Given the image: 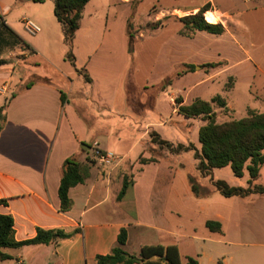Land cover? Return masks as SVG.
Wrapping results in <instances>:
<instances>
[{"label": "crops", "instance_id": "crops-1", "mask_svg": "<svg viewBox=\"0 0 264 264\" xmlns=\"http://www.w3.org/2000/svg\"><path fill=\"white\" fill-rule=\"evenodd\" d=\"M47 1H51L53 5V18L49 15L34 16L31 21L40 26V33L43 32V34H40L41 41L33 42L28 41L23 35H19L13 28L8 19L12 7H5L0 0V61H3V64H0V72L3 67L9 64L7 60L14 53L13 50H17L24 59L34 62L37 59L46 60L50 65L60 68L58 64L54 63L53 65L52 63L54 51H58L62 63H68L72 68L70 71L61 72L63 78L56 82L34 72L30 74L28 81L14 77V74L0 73V112L6 106L5 122L0 131V200L5 201V204H0V215L13 217L15 239L18 242L34 239L38 229L53 232L62 231L73 233V235L69 238L54 236L55 241L50 244L3 248L2 252L9 257L0 264H97V256L111 254L113 249L119 246L118 236L121 229L127 231V242L122 248L130 255H139L144 246L176 245L182 264L187 263L188 257L195 258L199 264H264V238L259 240L256 234L247 232L246 228L241 225L243 220L231 208L239 203L235 199L245 198H228L229 200L221 203L227 211L215 210L214 212L208 211L210 200L206 196L198 198L202 200L200 204L205 210L202 223L205 230H202V235L192 236L193 239L199 240V244L192 246L184 256L181 243H163L157 240L159 239L155 237L157 227L150 210L152 205L139 201L137 187H139L138 177L140 174L153 167H160L162 160L144 165L139 164L140 156L149 157L145 140L140 139L142 151L137 160L131 164L126 161L125 154L121 153L119 149L120 143L124 142L122 138L119 136L114 138L106 130L105 124L101 123L102 121H98L100 123L94 124L91 129L89 116L85 118L79 112L81 105L89 113H95L97 117L105 118L103 113L107 114L109 111L112 113L111 110L115 109L122 82L124 60L119 58L117 53L115 55L111 53L108 58L99 57V52L103 51L102 54H106V49L114 50L115 48L117 50L118 47L122 52L124 44L127 45L128 35L121 32L118 37H114L113 27L108 26L104 32H110L111 44L105 40L102 43H97V46L91 42L86 44L84 48L87 49V57L83 63H80L82 68L76 67L86 73L89 80H85L83 75L77 72V69L66 59L69 48L64 42L61 25L54 15V3L52 0ZM209 1L211 4H208L211 7L205 13L204 18L208 13H211L215 16V20L210 21L206 18L207 22L210 24L220 23L224 28L222 35L215 36H228L239 44L236 32L242 30L239 21L245 12L236 14L234 11L225 9L222 5H218L215 0ZM90 2L85 7L81 27L77 31L75 40L79 33H82ZM200 7L195 6L189 12L182 14L179 9H174L172 17L173 14L179 16L196 14ZM224 15L231 18V22L235 25L236 28L233 32L226 26ZM178 18L182 17H175L179 20ZM236 18L238 20H235ZM6 27L17 34L29 47L6 45L5 39L10 40V36L5 30ZM89 27L92 29L93 21L89 22ZM92 31L89 28L85 33L89 34ZM182 31L180 30L178 35L184 40L187 54L183 57L180 56L175 64L178 67L185 64L192 65L196 69L179 78L195 79L196 82L198 76L202 74L198 72L201 68L200 63L231 61L220 54L218 58L211 57L209 54L206 56L207 53L204 55L202 47L196 42L188 43L186 36L182 35ZM52 33L56 35L53 36ZM59 34L64 49L54 41L58 39ZM74 58L76 64L77 58ZM261 72L264 74L262 69ZM82 82L86 86H83ZM76 84L80 87L77 89L78 91H73ZM196 84L192 86L191 90L197 86ZM75 94H78L77 99H74ZM126 102L128 104V99ZM191 102L185 100L183 104L188 105ZM262 109L264 110V104H262ZM174 114L177 117L172 121L180 122L181 119H184V122L187 123L192 120L179 114L177 108H174ZM91 117L94 118L92 115ZM159 122L150 127L156 129L162 138L171 141L164 137L159 130L168 125V120L160 119ZM103 135H106L109 140L105 145L99 138ZM96 144L99 150L114 153L120 159L106 167L92 164L90 177L83 184H79L69 191V198L72 202L71 209L62 212L58 191L63 165L69 158H77L81 163L87 162V159L91 157L89 151L93 152ZM84 146H89V149H84ZM129 164L131 171L133 172V168H135L137 172L135 180L123 200L118 201L117 197ZM216 170L213 171V175ZM113 176L116 181L121 183L120 190L116 194V203L122 204L124 200L129 199L132 205L131 209L126 211V219L114 217V214L109 217L105 210L108 190L114 181ZM144 191H147L146 187H144ZM254 195L264 197V194ZM256 202L257 204L263 202L264 206V198ZM114 212H116V207H113ZM207 221L220 223L221 232L210 231L206 227ZM154 237L157 241H154Z\"/></svg>", "mask_w": 264, "mask_h": 264}, {"label": "rangeland", "instance_id": "rangeland-1", "mask_svg": "<svg viewBox=\"0 0 264 264\" xmlns=\"http://www.w3.org/2000/svg\"><path fill=\"white\" fill-rule=\"evenodd\" d=\"M215 2L236 14L245 12L239 21L242 30L236 32L239 44L228 36H215L206 32L197 31L191 36H186L188 43L196 42L202 47L204 55L207 53L206 56L209 54L211 57L218 58L220 54L231 60L219 62L222 64L218 68L206 67L205 61L200 63L201 68L198 72L202 74L198 76L196 82L195 79H181L174 75L179 67L181 70L184 69L183 65L178 67L175 64L177 59L187 54L184 40L178 35L180 30L184 31V24L175 17L187 15L173 14L172 17V13L174 9H179L181 14L187 13L195 6H201L199 8L201 9L205 4H211L209 0H138L136 4L134 0H92L86 12L82 33H79L77 40L74 39V48H72L73 55L77 58L74 67L82 68L80 63H83L87 57V49L84 47L88 42L94 46L104 40L111 44L110 32H104L106 27H113L114 37H118L121 32L128 35L127 45L124 44L122 52L119 47L117 50L106 49V54H102L103 51L99 52V57L108 58L111 53L113 55L117 53L118 57L124 60L122 82L115 109L111 110L112 113L110 111L107 114L103 113L105 118L89 113L81 105L79 112L85 118L89 116L91 129L94 124L97 125L102 121L101 123L105 124L106 130L114 138L121 137L124 142L120 143L119 149L125 154L126 161L131 164L137 160L142 151L140 139L145 140L149 157L140 156L139 164H141V158L152 159L155 162L162 160L160 167H153L140 174L137 197L140 202L152 205L150 210L157 227L155 236L159 238L157 240L163 243H181L183 256L192 246L199 244V240L193 239L192 236L202 235V230H205L202 224L205 210L200 204L202 200L192 193L190 179L195 180L202 197L206 196L210 200L208 211H227L221 203L229 199L216 190L210 178L204 177L199 172L195 152L191 150L192 147L201 149L198 133L199 129L205 125V121L201 117L193 118L187 123L184 119H181L182 122L172 121L177 117L174 114V108L177 106L175 100L182 98L183 101L193 102L200 98L211 102L216 95L222 96L227 104L225 108L212 103L217 116L216 121L220 124L242 119L247 116L248 110L264 111L262 109L264 74L261 72V69L264 71V0L247 2L215 0ZM2 3L5 7H12L8 19L19 35H23L28 41H41L40 34L43 32L32 36L27 33L22 22L25 17L32 20L37 15H49L53 18L51 1L46 0V3L39 4L32 0H2ZM223 19L226 21V26L233 32L236 27L231 22V18L224 15ZM90 21H93L92 29L89 27ZM155 24H161L159 29L154 26ZM89 28L93 31L86 34ZM52 35L56 34L52 33ZM54 41L61 46L60 48H65L61 43L60 34ZM13 52L7 60L9 64L3 67L0 73L14 74V77H20L22 81H28L30 74L34 72L56 82L63 78L61 72L72 69L68 63H62L58 51H54L52 63L58 64L60 68L50 65L46 60L37 59L34 62L24 59L17 50ZM188 52H190L189 49ZM195 83L197 86L191 90ZM82 84L86 86L85 83L82 82ZM79 87L77 84L74 85L73 91H78ZM74 96V99L78 98V94ZM91 115L94 116L93 119ZM160 119L168 120V125L159 130L171 141L165 140L156 129L150 127L160 123ZM155 135H158L160 140L170 142L171 147L156 143L159 138H155ZM103 136L99 138L105 145L109 140L106 135ZM88 145L91 146V144ZM94 147L93 152L89 151L91 157L87 159V162L82 163L106 167L120 159L113 153L115 158L110 163H102L98 159L99 152L101 154L105 152L99 150L97 145ZM178 147H189L190 151H179ZM136 173L135 168L133 172L131 171L129 164L124 176L128 177L129 182H134ZM214 175L215 179H224L233 187L246 188L247 181L250 179L246 169L244 176L238 178L230 167L217 169ZM113 179L108 190L105 210L109 217L114 214V217L126 219V211L130 210L132 205L129 199L124 200L122 204L116 203V194L120 190L121 183L115 180V176ZM255 183L264 185V166L261 167ZM144 187L147 189L146 192ZM261 198L264 197L251 195L245 199H235L239 203L231 206L237 216L245 220L241 225L247 232L256 234L259 240L264 238V206L263 202L260 204L256 202ZM113 207H116L114 213ZM157 240L155 238L154 241Z\"/></svg>", "mask_w": 264, "mask_h": 264}, {"label": "trees", "instance_id": "trees-1", "mask_svg": "<svg viewBox=\"0 0 264 264\" xmlns=\"http://www.w3.org/2000/svg\"><path fill=\"white\" fill-rule=\"evenodd\" d=\"M46 0H33L34 3H44ZM54 3V15L61 25L64 42L69 48L66 59L73 66L75 58L72 52L73 41L77 31L81 27V20L86 5L91 0H52ZM138 0H134L136 4ZM210 10V4L203 6L196 14L187 15L178 18L184 24L182 35L191 36L197 31L206 32L212 35H222L223 26L219 24H210L204 18L206 12ZM206 19V20H205ZM161 24H157L159 27ZM10 36V40L5 39L6 45L27 46L17 34L9 28H5ZM131 36V33L129 32ZM3 64V61H0ZM222 63H211L205 65L210 68H218ZM184 69L179 67L174 75L181 77L186 73L195 70V66L183 65ZM85 80H89L83 70H78ZM176 108L179 114L186 118L193 119L201 117L205 121L199 129L198 139L201 149L191 148L194 150L195 160L198 162V170L204 176L210 178L212 185L225 198L240 197L247 198L254 194H264V185L256 184L259 177L260 169L264 166V111L256 112L248 110L247 116L224 123H217L216 113L213 110L212 103H217L219 107L225 108L226 101L222 96L216 95L211 102L195 99L191 104L184 105L182 98L175 100ZM6 106L0 112V131L5 122ZM159 138L156 143L171 147V143ZM179 151H190L189 147H178ZM155 162L152 159L141 158V164ZM81 163L77 158H69L65 161L62 169V178L59 186L60 210L67 212L72 207L69 198L71 188L83 184L90 177L91 163ZM230 167L234 175L238 178L244 176L245 169L249 172L250 179L247 181V187H233L225 180L215 179L213 171ZM191 190L195 197L200 198L199 186L193 178L190 179ZM133 181L128 180L127 176L123 178V185L117 197L122 201L127 191L132 186ZM0 204H5L0 200ZM206 227L212 232H221V224L218 222L207 221ZM73 233H64L62 231H45L38 229L34 239L18 242L15 239L14 220L10 215H0V262L8 259L9 256L2 252L3 248H17L24 245L50 244L57 238H69ZM127 242V231L121 229L118 236L119 246L114 248L111 254L99 255L96 258L97 264H182L179 249L176 245H151L141 248L139 255H130L122 248ZM186 264H199L193 257L187 258Z\"/></svg>", "mask_w": 264, "mask_h": 264}, {"label": "built area", "instance_id": "built-area-1", "mask_svg": "<svg viewBox=\"0 0 264 264\" xmlns=\"http://www.w3.org/2000/svg\"><path fill=\"white\" fill-rule=\"evenodd\" d=\"M23 24H24V28L27 31V33L31 35H36L41 32L40 26L29 19H24ZM99 156L100 157L98 159L102 163H110L115 158V155L111 152H105L104 154H101L99 152Z\"/></svg>", "mask_w": 264, "mask_h": 264}, {"label": "bare ground", "instance_id": "bare-ground-1", "mask_svg": "<svg viewBox=\"0 0 264 264\" xmlns=\"http://www.w3.org/2000/svg\"><path fill=\"white\" fill-rule=\"evenodd\" d=\"M206 18H207L208 20H210V21H214V20H215V16H214L213 14H211V13H210V14L208 13V14L206 15Z\"/></svg>", "mask_w": 264, "mask_h": 264}, {"label": "water", "instance_id": "water-1", "mask_svg": "<svg viewBox=\"0 0 264 264\" xmlns=\"http://www.w3.org/2000/svg\"><path fill=\"white\" fill-rule=\"evenodd\" d=\"M84 149L88 150L89 149V146H84Z\"/></svg>", "mask_w": 264, "mask_h": 264}]
</instances>
